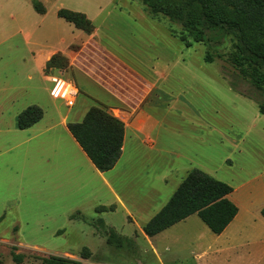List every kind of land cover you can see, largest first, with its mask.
Here are the masks:
<instances>
[{"label": "rangeland", "instance_id": "374dc122", "mask_svg": "<svg viewBox=\"0 0 264 264\" xmlns=\"http://www.w3.org/2000/svg\"><path fill=\"white\" fill-rule=\"evenodd\" d=\"M34 3L46 13H36ZM60 9L83 13L93 32L58 18ZM182 37L180 26L151 15L139 0H0V120L7 125L0 126V264H42L50 256L82 264L88 260L81 257L85 248L94 253L90 260L103 264H159L147 244L134 237L137 228L126 221L123 209L95 213L97 202L108 200L104 191H91L84 182L57 194V183L41 171L31 174L32 142L7 113L37 95L44 108L52 104L54 82L43 74L78 88L71 107L55 100L65 114L94 105L121 119L140 111L147 116L140 137L150 143L127 140L112 174L115 188L127 185L120 182L124 179L154 186L158 177H166L164 187L156 186L171 197L193 169L233 188L229 199L240 209L233 226L218 238L195 214L189 216L184 233L169 232L158 242L164 262L192 263L188 244L193 239L196 254L202 246L218 251L200 256L198 264H264V115L258 96L230 62V37L218 49L207 43L187 47ZM53 55L59 56L57 67L47 65ZM115 84L124 101L110 93ZM76 212L88 221L102 218L107 230L133 238L138 249L107 245L106 230L70 220ZM187 234L193 238L174 242ZM163 244L168 252L161 250ZM65 252L70 254L61 256Z\"/></svg>", "mask_w": 264, "mask_h": 264}, {"label": "trees", "instance_id": "16d2710c", "mask_svg": "<svg viewBox=\"0 0 264 264\" xmlns=\"http://www.w3.org/2000/svg\"><path fill=\"white\" fill-rule=\"evenodd\" d=\"M151 15H161L180 26L187 47L192 43H207L220 47L227 37L234 42L230 62L239 77L251 86L258 98V111L264 115V0H139ZM36 13L44 15V7L34 3ZM57 17L86 34L94 30L92 22L80 12L67 9L57 11ZM53 55L47 65L57 67ZM207 62H210L207 60ZM43 111L36 105L22 110L16 118V128L27 129L37 123ZM67 129L100 172L111 170L122 153L124 123L98 106H91L79 122L67 123ZM233 188L199 169L191 170L168 202L142 227L152 237L195 214L215 235L221 234L238 213V207L229 199ZM113 206L95 209L96 213L112 211ZM264 216V208L261 211ZM74 219V217H72ZM84 222L97 230H105L102 219ZM107 245L123 247L132 240L120 236L114 229L106 234ZM90 257L89 249L81 253ZM13 260L21 262L19 255ZM42 264H79L60 256H50Z\"/></svg>", "mask_w": 264, "mask_h": 264}, {"label": "crops", "instance_id": "0c3cea01", "mask_svg": "<svg viewBox=\"0 0 264 264\" xmlns=\"http://www.w3.org/2000/svg\"><path fill=\"white\" fill-rule=\"evenodd\" d=\"M26 42H29L30 35L27 33L25 34ZM102 46V45H101ZM48 59V58H47ZM46 80L48 82L55 80L56 76L54 75H44ZM112 88L113 90H111ZM109 88L110 93L113 94L114 98H117L119 100L124 101V97L122 94H117V90H120L117 85H113ZM78 89V88H77ZM50 89H48L49 91ZM51 91V90H50ZM120 92V91H119ZM122 92V91H121ZM120 92V93H121ZM123 93V92H122ZM146 94V93H145ZM53 99L52 104L47 105V107L44 108V105H41V97L37 95V98H34V100L30 103L24 104L21 108L18 110H14L15 108H10V112L7 114H11L13 119L17 118L18 114L31 105H36L40 107L43 111L42 118L35 123L33 126L24 129L19 130L22 132H27L28 137L26 138V141L32 142L29 148H32L33 150V156L34 159L32 161V164L30 166L31 174L34 175L35 173H39L41 171L42 177L45 179H49L57 183L58 191L56 193L65 194L74 190H77V188L84 185H88L86 187L92 188L91 191L94 189H97V192L100 193V191H104L106 196V202H97L98 204L95 206V209L97 207L103 206L106 208H109L113 206L112 211H106L102 213H95L99 216H105L109 213H115L119 209H123L125 211V217L126 221L134 225L137 228V232H135L136 238H141L148 246V250L151 254L158 260L159 264H167V262H164L162 258H160V250L158 248V242L164 238L169 232L172 234L176 232L177 230H180L181 233L183 231V227L185 222H187L188 218L174 224L173 226L165 229L164 231L149 237L144 234L142 227L168 202L170 196L164 195V190L157 187V184H160V187H164L167 183L166 177H158L159 180L155 182L156 185L154 186H144V185H135L133 182H127L126 179L120 181L122 184H127L124 186H118V188H115L112 184V180H114L117 177H112L113 172L118 167L119 163L122 160L123 153L125 151V145L127 140L135 141L139 145H145L147 142L150 143L149 140L145 141V137L141 138V135H145V121L147 120V116L144 112H134L132 116L128 117L127 119H120L124 123V140L122 145V153L115 164V166L106 172H100L98 171L93 164L90 162L86 154L82 151L80 146L77 144V142L74 140L72 135L67 129V123L69 121L65 120L66 118H72L73 122H79L85 115L86 111L89 109L90 106H86L83 109H75L74 111L71 110L69 113L65 114L63 111L57 108V103L59 99ZM63 102L62 100H59ZM11 104H13V101H10ZM64 104V102H63ZM65 105V104H64ZM43 106V107H42ZM64 115L65 118H64ZM4 117V112L0 111V118ZM116 117V116H115ZM3 120H0L2 126L1 128H6L7 125H5ZM16 125V123H15ZM13 127V125H12ZM138 135V139L134 138V136ZM41 167V169H40ZM2 170V167L0 166V171ZM130 178V177H126ZM115 182L117 180H114ZM183 181V180H182ZM262 211V210H261ZM77 215V217H74ZM262 216V214H261ZM74 217V219L72 218ZM240 217V209L238 208V213L235 216V218L232 220V222L227 226V228L219 235H216L218 238L222 237L227 230H229L233 224L238 220ZM264 217V216H262ZM70 220H81V218H84L79 212H76L72 215H70ZM99 219V218H97ZM102 219V218H100ZM103 220V219H102ZM88 221V220H87ZM94 221V220H92ZM84 222V221H83ZM91 222V221H88ZM104 222V220H103ZM87 223V222H84ZM88 224V223H87ZM105 230L106 225L104 223ZM113 229V228H111ZM110 230V229H109ZM120 235V234H119ZM122 237H126L123 235H120ZM189 237L193 238L192 235H181V237L174 240V242L178 241H185ZM128 239L132 240L131 245H124L118 250H137L138 245H136L135 240L131 237H126ZM188 247L192 248L191 255H194L192 257V263L190 264H198V258L200 256H207L211 253H215L218 251H211L210 247L202 246L198 251L199 253L196 254L193 245V239H190V242L188 244ZM170 247L168 245L163 244L162 251L168 252ZM90 251V257L86 261H80L82 264H103L99 261L90 260L93 259L94 253ZM126 253V251H123ZM221 253V252H219ZM70 253H63V255H69ZM195 255H197L195 257ZM139 264V262H138ZM189 264V263H188Z\"/></svg>", "mask_w": 264, "mask_h": 264}, {"label": "built area", "instance_id": "2783aa9c", "mask_svg": "<svg viewBox=\"0 0 264 264\" xmlns=\"http://www.w3.org/2000/svg\"><path fill=\"white\" fill-rule=\"evenodd\" d=\"M50 94L54 99L62 100L65 106L71 107L78 95V89L71 81L55 78Z\"/></svg>", "mask_w": 264, "mask_h": 264}]
</instances>
